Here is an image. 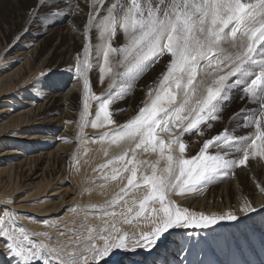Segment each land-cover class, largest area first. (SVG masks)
Returning <instances> with one entry per match:
<instances>
[{"label":"snow or ice","instance_id":"1","mask_svg":"<svg viewBox=\"0 0 264 264\" xmlns=\"http://www.w3.org/2000/svg\"><path fill=\"white\" fill-rule=\"evenodd\" d=\"M105 4L106 0H84L83 4L81 0H32L24 9L23 26L13 42L33 27L46 28L63 21L79 33L82 50L74 63L75 77L82 82V108L75 122L78 144L89 125L97 129L114 124L110 105L123 99L147 70L169 56L165 70L148 90L149 101L131 119L99 137L100 142L128 141L134 147L93 171L100 172L105 183L130 175L103 205L83 206L99 210L101 224L93 227L85 222L83 231L73 233L67 243L52 244L49 233L29 232L18 225L22 218L18 213L0 205V248L11 258L10 264H109L117 251L143 249L151 253L170 230H183L179 234L190 239L186 230L236 221L238 216L232 211L219 215L196 212L180 206L171 196L202 192L234 174L235 169L248 167L251 160L264 163V0H115L104 11ZM78 16L86 17L80 25L74 19ZM94 31L98 34L96 44L92 43ZM121 32L126 42L116 47L113 41ZM113 55L119 57L117 64L123 70L115 73L106 95H96L89 79L93 60L103 83L113 74ZM237 87L241 100L256 107L241 108L230 120L242 119L237 127L252 131L239 135L225 127L204 139L195 155L185 157L189 145L182 137L193 132L204 136V126L211 129L221 118L227 97ZM173 129H178V134ZM162 133L169 139H163ZM139 148L158 153L156 163L163 160L165 166L158 170L154 163L151 174L138 175L137 162L128 152L134 154ZM212 148L218 150L212 153ZM177 149L179 156L174 154ZM73 163H77L75 155ZM141 187L147 192L129 204L126 198ZM257 188L264 192V184L257 182ZM155 204L159 207H151ZM79 207L73 212L78 213ZM118 207L119 212L115 211ZM239 211L249 214L256 209L244 199ZM141 219L144 226L151 225L149 231L129 234L118 226L136 221L139 227ZM183 253L181 246L177 255Z\"/></svg>","mask_w":264,"mask_h":264},{"label":"bare ground","instance_id":"2","mask_svg":"<svg viewBox=\"0 0 264 264\" xmlns=\"http://www.w3.org/2000/svg\"><path fill=\"white\" fill-rule=\"evenodd\" d=\"M110 1L106 0L104 11ZM74 19L80 25L86 17L78 16ZM23 20L24 14L21 12L0 14V205H5L18 213L22 217L18 219V225L25 227L29 232L49 233L48 242L52 244L67 243L73 233L83 231L82 225L85 222L87 226L93 227L101 224L98 219L99 210L93 212L83 206L103 205L106 200L115 196L120 188L115 181L105 183L99 178L101 176L99 174L96 176L97 181L94 180L95 189L99 193L95 195L92 192L94 196L80 202L79 191L88 188L92 184L91 180L87 179L88 173L85 177L83 171L72 172L73 165L67 167L69 166L67 163L71 160L70 151L75 150L76 145L78 147L82 143V141L77 143V135L76 132L74 133V128L77 126L73 125L79 119L82 108V104L80 106L82 82L76 79L74 73L75 58L82 49L79 33L72 31L68 22L63 21L44 29L33 27L21 39L13 42L12 39L23 26ZM96 35L94 31L93 44L98 43ZM121 42L122 45L126 42L122 32L114 39L113 45L119 47ZM224 47L230 46L225 44ZM110 59L114 66L113 74L106 76L103 83L99 79L97 61L93 60L89 79L96 95H106L108 85L112 82L115 73L123 70L117 64L119 59L117 55L111 56ZM169 59V56L165 55L147 70L136 81L137 85L129 98L110 105L114 124L97 129L89 125L90 129L84 131L83 136H98L131 119L139 108L149 101L148 90L154 86L165 70ZM61 66L66 79L55 78L57 74H54L53 79L49 81L47 80L51 77L39 78V74L47 69H57ZM21 82L25 90L19 91L17 88ZM144 82L147 85L140 88V84ZM16 90L19 92H15ZM32 90L33 97L28 93ZM241 96L239 87L230 92L226 102L228 108L232 109L223 111L224 119L230 120V117H233L234 113H239L241 108L254 106L242 101ZM143 98L145 100L141 102ZM95 107L96 104L93 102V117ZM66 121L71 123H65ZM230 122L238 124L242 123V119H231ZM242 130L245 134L252 131ZM203 131L204 136L193 132L182 137V140L189 145L185 157L195 155L203 140L212 137V132L206 126ZM173 132L178 134V129H173ZM217 133L214 132L213 135ZM161 137L165 140L169 139L163 133ZM65 140L71 142L66 143ZM100 144L106 148L107 156L104 152L105 158L102 157L99 164L122 154L127 148L134 147V144L128 141L120 144L105 141ZM217 150L210 149L212 153ZM128 154L129 158L134 156L138 168L148 174H151V165L158 160V153L151 150L145 152L143 148L136 149L134 154L129 151ZM174 154L179 156L178 149ZM164 166L163 160L156 163L158 170ZM89 182L90 185L85 187ZM257 182L264 184V163L254 159L249 162L248 167L235 169L234 174L230 173L226 178L207 186L202 192L186 193L182 196L172 195L171 199L182 207L216 215L232 211L238 216V220L219 221L209 229L186 230L191 234L190 239L188 235L179 234L183 230H170L151 253L143 249H137L135 253L117 251L109 259V264H166V262L179 264L180 261L183 264H201V262L202 264H239L234 260L239 261L240 258L245 264H264V192L257 188ZM146 192L140 189L133 191L126 199L131 204L133 199L139 201ZM244 199L252 203L255 212L244 214L239 211ZM78 206H80L78 213H74L73 208ZM151 207L158 208L159 205L155 204ZM85 211H88L87 216L84 214ZM115 211H121V207L116 208ZM136 225V221L130 225L118 224L129 234L149 231L151 228L150 224L144 226L143 219L139 221V227ZM61 232L65 235L60 236ZM181 246H184V253L177 255ZM10 260L11 258L0 248V264H10Z\"/></svg>","mask_w":264,"mask_h":264},{"label":"rangeland","instance_id":"3","mask_svg":"<svg viewBox=\"0 0 264 264\" xmlns=\"http://www.w3.org/2000/svg\"><path fill=\"white\" fill-rule=\"evenodd\" d=\"M115 2V0H111L110 2H109V4L106 6V7H109L110 5H111V2ZM112 2V3H113ZM32 3V0H0V14H3V12H21V13H23L24 14V9L29 5V4H31ZM81 3L83 4V1H81ZM105 7V8H106ZM85 10H86V8H85ZM105 11H106V9H105ZM37 28V27H36ZM46 28H48V27H46ZM41 29V28H40ZM44 29V28H43ZM45 34H47V33H45ZM98 36V34L96 35V37ZM10 40H11V37H10ZM12 40H14V39H12ZM123 44V42H121V45ZM120 45V46H121ZM82 50V49H81ZM81 50H80V52H81ZM54 74H57V77H55V78H59L60 80L61 79H66L67 77H65V75H64V69H63V67L61 66L60 68H50V69H47L46 71H44V72H42V73H40L39 74V78H41V77H43V79H46V78H48V77H51V78H49L47 81H49V80H51V79H53V75ZM56 80V79H55ZM57 81V80H56ZM60 82V81H59ZM23 82H21L19 85H18V88H17V90H25V89H23L22 87L24 86V84H22ZM145 82H144V84L142 83V84H140V88H144V86H145ZM136 85H137V83H135V86L133 87V89L129 92V93H127L125 96L126 97H124L123 99H120V100H124V99H126V98H129L132 94V92H133V90H134V88L136 87ZM147 85V84H146ZM29 88V87H28ZM114 89H116V91L118 90V88H114ZM15 91V92H19V91ZM92 91H93V89H92ZM28 93H29V95L31 96V97H33L34 96V94H32V93H34V91L32 90V91H28ZM145 100V98H143L142 100H141V102H143ZM81 102V101H80ZM81 104H82V102L80 103V106H81ZM226 105V106H225ZM253 107H256L255 105L254 106H251V107H249V108H253ZM232 108H228V104H227V102L224 104V107H223V110H222V112L220 113V119L218 120V121H216L215 123L213 122V127L211 128V129H208L209 131H211L212 132V136H214L213 135V133L214 132H219V130H222V129H224V126L225 127H227V128H229V130H233V129H237L236 130V134L238 133V132H240V133H238L239 135H245V131L244 130H242V129H240V128H238L237 127V124L236 123H234V122H230V120H226V119H224V117H222V115L224 114V112L223 111H227V110H231ZM225 120H223V119ZM75 123V122H74ZM73 123V125L75 126L76 124H74ZM229 125V126H228ZM222 126V127H221ZM221 127V128H220ZM216 128V129H215ZM218 128V129H217ZM76 129V130H75ZM88 129H90V127H87L86 129H84V131H86V130H88ZM214 132H213V131ZM240 130V131H239ZM83 131V132H84ZM238 131V132H237ZM244 131V132H243ZM76 132V135H77V128H74V133ZM87 133V132H86ZM244 133V134H243ZM101 135V134H100ZM100 135H98V136H95V137H88V136H84V140L82 141V143L77 147V145H76V149L75 150H73V151H70L72 154H70V158H71V160L67 163V165H69V166H67V167H71L72 165V167H71V171L73 172H80V171H83L84 172V175L85 174H89V176H88V174H87V179H89V180H91V185H90V182L88 183V184H86L85 185V187H88V185H90L88 188H84V189H80V191H79V200H80V202L81 201H83L84 199H87L88 197L90 198V197H92V196H94V194L95 195H97L99 192L98 191H96V189H95V185H96V182L94 181V180H96L97 181V177L96 176H98L99 174L101 175V173L100 172H94L92 169H97L98 168V166L99 165H101V164H99L100 163V159L103 157V158H105L104 157V152H105V150H106V148H104L103 147V145L102 144H100V141H99V137H100ZM216 135V134H215ZM94 139H95V142H93L94 141ZM163 139H165V138H163ZM91 140V141H90ZM97 147V148H96ZM81 151V152H80ZM99 154V155H98ZM75 155V158H76V161H77V163H73V156ZM129 155V154H128ZM101 156V157H100ZM97 159H96V158ZM87 159V160H86ZM95 159V160H94ZM90 160V161H89ZM89 161V162H88ZM95 161V162H94ZM107 161V160H106ZM105 161V162H106ZM86 162V163H85ZM99 162V163H98ZM104 162V163H105ZM83 163H85V164H83ZM97 163V164H96ZM102 163V162H101ZM90 164H91V166H90ZM93 164V165H92ZM99 164V165H98ZM87 165V166H86ZM115 167H120V165L119 164H115L114 165ZM74 167V168H73ZM82 167H83V169L85 170H83L82 169ZM129 167H131V165L129 166ZM76 168V169H75ZM86 168V169H85ZM89 168V169H88ZM73 169V170H72ZM75 169V170H74ZM137 169H138V175H139V173H147L145 170H142L141 168H138V166H137ZM140 169H141V171H140ZM143 171V172H142ZM109 172H110V170H109ZM81 173V172H80ZM94 173V174H93ZM91 174V175H90ZM81 175V174H80ZM94 177H93V176ZM127 175H130V172L129 173H126V174H124V176H123V178L122 179H119V180H117V181H115L116 182V184H117V186L119 187V188H121V187H123V185H124V183L126 184L127 183ZM85 177H86V175H85ZM92 177V178H91ZM126 179V180H125ZM123 181V182H122ZM121 185V187H120V185ZM123 184V185H122ZM85 190H87V191H85ZM140 190H145V192L147 191V188H145V187H142ZM90 191V192H89ZM80 192H82V193H80ZM86 192V193H85ZM89 192V193H88ZM94 194H93V193ZM84 193V194H83ZM97 193V194H96ZM88 194V195H87ZM89 194H91L90 196H89ZM18 195V194H17ZM17 195H15V196H17ZM21 195H23V194H21ZM84 195V196H83ZM14 196V197H15ZM82 198V199H81ZM81 205V204H80ZM80 219V218H79ZM163 240V239H162ZM256 256H259V255H256ZM234 261H236V262H239V264H245L243 261H242V258H240V260L239 261H237V260H234Z\"/></svg>","mask_w":264,"mask_h":264}]
</instances>
